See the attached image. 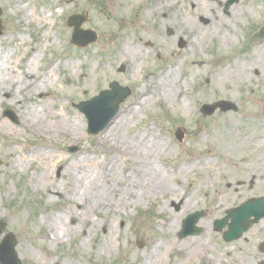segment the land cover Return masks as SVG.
<instances>
[{"label": "rangeland", "instance_id": "374dc122", "mask_svg": "<svg viewBox=\"0 0 264 264\" xmlns=\"http://www.w3.org/2000/svg\"><path fill=\"white\" fill-rule=\"evenodd\" d=\"M18 1H23V5H27L28 12L29 4L30 8H34L39 15L45 13L47 19L41 22L34 19L35 25L26 23L24 20L19 22L18 12L13 6ZM205 1L216 7L223 21L229 23V28L236 29V32L232 43L223 49V53H217L216 50L220 43L219 38L200 41L202 45L201 59L204 64L200 67L193 64V76L190 75V72L182 73L188 69L189 60L178 63V65L181 64L180 67L184 65V70L180 69L182 75H180L181 82L179 83H181L183 90L189 94V113L181 116L179 110L168 107L160 95L149 103L143 112L130 116L134 114L132 112L133 105L137 102L140 93L150 90L152 84L147 81L159 74L163 68H166L174 55L180 57L181 50L186 46L181 47L179 41L186 39V32L178 31L174 26H164L161 22L162 18L157 14L142 17L143 10L148 3L147 0H140L135 4L128 3L127 5H124L120 0H0V24L3 29L0 35V50H10L11 56L8 63L10 67L15 68L23 62L25 60L23 56L30 57V47L36 45L35 33L48 31V36L43 42L46 43L48 40L51 45L46 47L47 49L41 58L38 57L36 63L38 67L34 69V73H39V69L42 70L54 63H59L58 69H54L55 67L52 69V77L56 79L58 76L56 88L66 86L73 93L74 91L77 92L78 81H82L84 75L80 76L79 73V76L76 75L66 64H69L70 61L76 64L78 62L84 63L85 65H81L80 69L83 72H87V70L90 72L97 66L101 72L98 75L100 76L99 80H104V84L92 97L102 90H109L108 84L112 81L130 89L129 95L119 103L117 113L127 111L124 114H129L127 122L129 127L123 136H120V138H124L121 144L128 149L129 155H131L133 144L140 149L141 155L145 159L148 149L145 146L147 141L136 142L142 134H145V139L150 133L159 134V137H163L164 142L171 149L170 154L165 152L169 148L161 150L158 158H160V165L167 171L172 192L167 195L163 194L157 199L152 198L144 201L140 207L133 210L120 209L116 213L108 211L104 212L103 215L99 214L92 217L99 223L98 229L90 235L91 239L86 251L84 249L75 251V245L81 244L83 235L72 236L68 233L64 237L61 235L59 243H51L47 227L41 224L42 216L48 212L57 213L63 217L67 215L64 208L67 207L68 201L64 197L58 198L57 195L52 201H47L46 189L36 185L30 179L31 174L36 173L35 170L39 164L32 161L24 167V170L21 167H14L11 170L9 168L11 155H8L11 152L4 146L10 145L12 153L18 154V158H25L24 152L29 147L48 148L50 151L58 153L55 160L48 162V168L45 170L50 174L49 180L61 182L65 180V177L61 175L62 166L66 164V162H62L65 157L71 159L74 156H79L83 148L92 147L93 140L106 127L99 133L91 134L88 132L87 119L77 105L92 97L78 98L75 99L71 107L74 113H78L77 116L82 119L84 129L81 130L80 135H83L81 137L83 140L81 138L80 140L69 139L60 134L48 142L40 138L36 131L33 138L25 139L24 143L18 142L16 144L14 143L16 135L24 137L19 133L23 130L19 128V110L17 104H11L6 94H3L1 96L3 100L0 102V122L7 120L10 127L6 131L0 129V221L5 222V229L0 234V239L6 233L14 236L16 239L14 250H16L21 264H32V258H36L35 260L42 264L136 263L140 260L141 255L147 252L146 249L153 238L163 242L166 246L161 264H172L180 258V254L174 250H168L170 244H180L190 237L204 238L210 248L207 250L214 261L209 263L197 258L188 264H260V261L264 259V253L261 254L256 249L257 244L264 240V218L251 225L240 238L229 242L224 241L222 237V233L227 229L226 226L219 232L213 230L214 221L223 218L226 215V210L238 206L251 197L264 195V173H262L260 184L252 182L250 176L243 177L241 175V170L243 171L251 165V162L248 161L252 156L242 146L233 151L229 144L231 143L230 137L227 135L228 133H230L229 135L233 133L242 135L245 130L249 132L259 130V132L264 133V71L259 72L257 68L250 72L246 77V85L244 87L236 86L232 90L231 96L217 93L208 97L209 91L214 90V85L206 77V75L215 76L217 67L221 62H227L236 53L246 56L245 54L253 50V46L258 47L260 51L263 50V47L261 48L262 40L258 39L256 34L264 25V0H237L227 13L224 12V5L227 0ZM74 13L83 14L87 17L82 27L91 28L96 32L97 37L94 43L82 48L71 43L72 27H69L66 21ZM215 15L212 13L209 17L203 16L199 18L197 24L200 25V28L205 29L204 27L207 26L208 29L205 30H212L216 23ZM168 29L172 31V34H168ZM20 35L25 36L26 41L24 43L21 42ZM175 36L178 37L175 44L173 43L171 47L161 50L162 40L170 44ZM127 39L131 46L141 49V54L135 59V64L137 67L142 64L143 66L140 69L137 68L134 75H131L132 64L125 60L119 62L115 55L116 49L118 50V42ZM40 51L37 50L36 53H32L40 56ZM261 57L264 58L263 54ZM65 78H69V83L64 82ZM92 85L97 84L94 81ZM198 92H202L206 96H196ZM42 97L44 96L33 95L32 100H40ZM19 98L22 96L19 95ZM219 98L231 101L235 104L236 109L228 112L216 110L210 116L201 114L199 111L200 104L217 102ZM183 99L185 100V95L181 96V100ZM51 101L49 99L45 102L46 107L51 106ZM65 103H68V100L62 99L60 105L64 106ZM60 110L61 113L65 112L64 109ZM12 112L16 114V122L11 117ZM177 127H181L184 131L181 142H178L174 137ZM216 133L217 135L214 137ZM214 139L219 142H215ZM70 147H77V150L72 151ZM221 149L222 151L225 149L229 156L221 155ZM102 152L104 151L101 150L88 155L96 156L95 159H90V163L92 164L94 163L92 160H96L95 172L99 176L103 174L102 167L108 170L106 162L102 163L104 156ZM210 153H213L212 156L220 157L211 158L214 162L212 164L221 171L226 172L228 170L229 173L220 172L211 185L195 193L193 199L196 206L182 214L183 204L179 196L181 193L192 194L194 187L191 186V183L198 180V177L208 169L209 164L205 163L206 166L204 161ZM240 156H242L241 160ZM187 159L193 160V164H196L195 168L187 176L178 179L170 178V175L176 174V168L187 162ZM119 169L118 171L122 172L121 167ZM235 169L238 170L236 175L229 171ZM124 171L128 170L124 169ZM256 185H260L258 189ZM231 186L233 189L235 188L231 194L238 190L242 195L234 198L236 200L223 212H217V209H213L215 206L213 197L219 192H226ZM63 191H66V188ZM116 198V195L110 197L112 200H116ZM158 202L165 207V212L162 214L156 209ZM200 209L204 211V214L197 221V226L203 228L202 231L197 235H188L180 239L178 234L182 229L181 220L188 214ZM75 210H79V208L75 206ZM212 210L214 211L212 212ZM214 212L217 213L218 218L214 216ZM169 216L177 217L178 227L173 233L163 235L159 225L161 222H167ZM69 226L72 229V224ZM117 236L120 238L116 240ZM108 237L112 241V253L103 255V253L98 252L96 257L92 251L93 239H108ZM219 250L223 252L218 259ZM26 254L32 258L28 259Z\"/></svg>", "mask_w": 264, "mask_h": 264}, {"label": "bare ground", "instance_id": "6f19581e", "mask_svg": "<svg viewBox=\"0 0 264 264\" xmlns=\"http://www.w3.org/2000/svg\"><path fill=\"white\" fill-rule=\"evenodd\" d=\"M120 1H122L124 5H127L128 3L135 4L140 0ZM147 2L142 17L157 14L162 18L161 22L164 26H174L178 31L186 32V47L181 50L182 53L180 57L174 55L166 68H163L159 74L151 77L147 81L149 84H152L150 90H147L145 93H140L139 99L133 105L134 108L132 112H134V114L130 116L143 112L145 108H147V105L160 95L161 99L167 103L168 107H171L173 110H179L180 115L185 116V114L189 113V94L186 90H183L181 83H179L181 82L180 75H182L180 69L184 70V65L180 67L181 64L178 65V63H183V60H189L188 69H185L182 73L190 72V75L193 76V64L199 67L204 64L201 59L202 45L200 41L204 42L209 38H219L220 43L216 50L217 53H223V49L227 48V46L232 43L233 38H235L236 29H230V24L223 21L216 7L205 0H147ZM60 3L63 2L60 1ZM13 6L16 12H18L19 22L24 20L26 23L28 22L35 25L34 19H38L40 22L47 19L45 13L39 15L34 8H30L29 4L28 12L27 5H23V1H18ZM50 8H52V6H50ZM212 13L216 14L214 16L216 23L213 25V29L205 30L208 29L207 26L204 27L205 29L200 28V25L197 24L199 18L203 16L209 17ZM38 33L39 34L35 33L34 36L36 38V45L31 46L30 52L28 51L30 57L23 56L25 60L19 63L15 68L10 67L8 64L10 61L9 57L11 56V53H9L10 50H0V102L3 100L1 96L6 94L11 104H17L19 110V128L23 129L19 133L24 135V137L16 135L14 143H24L25 139L33 138V136H35L33 134L36 131L38 132V136L40 135V138L48 142L52 141L60 134L69 139L80 140V138L83 137V135H80V132L84 129V125L82 124V119L77 116L78 113H74L71 106L75 99L89 98L104 84V80H99L100 76L98 75H100L101 72L96 66L94 70H90V72L87 70V74V72L80 70L81 65L84 63L78 62L76 64L70 61L69 64L66 65L69 66L76 75H78V73L80 76L84 75L83 80L78 81V89L76 88L77 92L74 91L71 93L66 86H58L56 88L58 76L56 79L52 77V69L54 67V69H58L59 63H54L50 67L47 66L45 69H39V73H34V69L38 67L36 65L38 57L41 58L47 49L46 47L51 45V43H48V40L46 43L43 42L48 36V31ZM19 37L22 43L26 41L25 36L20 35ZM177 38L178 37L175 36L170 44L162 40L161 50L171 47L173 43L175 44ZM118 43V50L116 49L115 53L116 58L119 62L124 60L129 61V64H132L131 75H134L136 69H140L143 66L142 64L140 67H137L135 64V59L141 54V49L139 50L131 46L128 39ZM262 43V51H260L258 47L253 46V50L245 54L246 56H241L239 53H236L231 56L227 62H221L217 67L215 76L206 75V77L210 79L211 84L214 85V90L209 91L208 97L216 95L217 93L231 96L232 90H234L236 86L244 87L246 85V77L250 72H253L257 68L259 72L264 71V58L261 57V54L264 56V42ZM37 50H41L40 56L34 55ZM76 66L78 68H75ZM94 81L95 84H97L95 86L92 85ZM64 82L69 83V78H65ZM19 95H21L22 98H19ZM33 95H43L44 97H42V99L40 98V100L33 101ZM184 95L185 100H181V96ZM196 96L201 97L206 95H203L202 92H198ZM49 99L52 100L51 106L46 107L45 102L49 101ZM62 99L68 100V103H65L64 106L60 105ZM113 103H117V100H113L112 104ZM60 109H64L65 112L61 113ZM128 118L129 114H120L97 136L96 139L93 140L92 147L83 148L79 156H74L71 159L65 157L62 162H66V164L64 166L61 165V175L65 177V180L61 182L49 180L48 177L50 174L45 170L48 168V162L50 163L55 160L58 157V153L50 151L48 148L29 147L24 152L25 158H18V154L12 153L10 145L6 144V146H4L11 152L8 154L11 155L9 163V168L11 170L14 167H21L24 170V167L32 161L39 164L35 170L36 173L31 174L32 176L30 179L36 185L38 184L40 187L46 189L45 195L47 201H52L55 195H57L58 198L64 197L68 201L67 207L64 208L67 213V215H65L66 218L65 216L63 217L57 213L51 212L42 216L41 224L47 227V231L51 236V243H59L60 237H62L61 235L64 237L67 236L68 233L72 236L83 235L81 244L77 243L75 245V251H81L82 249L86 251L91 239L90 235H92L99 226V223L92 217L98 216L99 214L103 215L104 212L108 211H114L116 213L120 209L126 211L133 210L140 207L144 201L152 198L157 199L163 194L167 195L172 192V185L168 180L167 171L160 165V158H158V154L161 150L169 148L168 144L164 142L163 137H159V134L150 133L147 135L146 139L144 137L145 134H142L138 137L136 142L140 143V140H143V142L147 141L145 146L148 148V152L146 151L147 154L145 155V159L144 156L141 155L142 152L140 149L136 147V145L133 146V144L131 146V155H129L128 149L121 144L124 138H120L128 129L127 127H129V124H127ZM9 127L10 124L7 120H2L0 122L1 130L6 131ZM229 134L230 133L227 134L231 140L229 144L233 151L235 148L242 146L245 148V151L252 156L248 161L251 162V165L243 169V171L241 170V175H243V177L250 176L249 178L252 182L260 184L263 176L262 173H264V133L259 132V130L250 132L245 130L242 132V135H240V133ZM216 135L217 133L214 137H216ZM199 139L204 140L201 138ZM210 141L213 142L212 139H210ZM101 150L104 151L102 152L104 155L102 163L106 162L108 170L104 169L101 165L103 174L99 176L97 172H95L97 167L96 160H92L94 163H90V159H95L96 156L88 155L90 153L100 152ZM167 150L168 151L165 150V152L170 154L171 149L169 148ZM220 153L221 155L229 156V153L225 149H223V151L221 149ZM212 155L213 153H210L204 161V164H209L208 169L204 174L198 177V180L191 183V186L194 187L192 194H180L179 199L183 204L181 209L182 214L196 206L193 199L195 198V193L211 185L220 172L224 174L229 173L228 170H226V172L221 171L212 164L214 162L211 158H220ZM241 159L242 156H240V160ZM214 161L216 162V160ZM195 165L196 164H193L191 160L187 159V162L182 163L176 168V174L170 175V178L178 179L179 177L187 176L195 168ZM119 167H121L122 172L118 171L120 170ZM124 169L128 171L123 172ZM229 171L235 174L238 170ZM259 186L260 185H256V188L258 189ZM64 188H66V191H63ZM234 189L231 186L226 192L217 193L216 197H214L215 206L213 209H217V212H223L226 207L231 206L236 200H234V198L242 195L238 190L231 194V191ZM115 195L117 196L116 200L110 199V197H114ZM75 206H77L79 210H75ZM156 209L160 214L165 212V207L160 202L157 203ZM213 211L214 210H212V212ZM214 216L218 218L216 212H214ZM69 224H72V229ZM159 226L163 235L173 233L178 227L177 217L169 216V220L167 222H161ZM118 238H120V236H117L116 240ZM93 240L92 251L96 257L98 252L103 253V255L112 253L111 238ZM169 249L182 253L180 258L172 264H188L190 261H195L197 258L209 263L214 261L207 250L210 248L202 237H190L187 241H183L180 244H170L168 250ZM165 250V244L154 238L150 242L147 252L141 255L140 260L130 264H161ZM222 252L223 251L219 250L218 259ZM26 256L28 259L32 258L27 254ZM35 259L32 258V264H42Z\"/></svg>", "mask_w": 264, "mask_h": 264}, {"label": "water", "instance_id": "95a60500", "mask_svg": "<svg viewBox=\"0 0 264 264\" xmlns=\"http://www.w3.org/2000/svg\"><path fill=\"white\" fill-rule=\"evenodd\" d=\"M236 0H228L225 6L227 9L233 2ZM83 20H79L78 18H74V26L75 31L73 34V43L75 45L84 46L89 42L93 41L94 38L88 36L87 38H83L80 35L79 27L80 23ZM1 28V27H0ZM259 36L264 38V27L259 32ZM110 88H112V92H102L100 96L94 98L89 102L83 103V110L87 113L88 119L90 123H93L95 127L90 129L91 133H96L101 128H104L107 122L113 117L117 111V103L122 100L126 95L127 91L124 88H121L117 85V83H110ZM113 100H117V103H113ZM217 107H220L221 110L225 111L228 109H235V107L229 103L221 101L219 103L213 105H204L202 107V111L206 114L212 113ZM250 215H253L255 219L253 221H247L246 218ZM264 216V198L250 200L247 203L243 204L239 209L233 213V223L231 224L230 235L227 236L229 239L237 238L241 234V229H246L247 223L248 225L252 222L257 221L260 217ZM242 221V222H240ZM247 222V223H246ZM1 224V223H0ZM0 233L2 231V225H0ZM4 241L0 245V263L1 264H20L19 260H17L15 247V240L13 236L8 235Z\"/></svg>", "mask_w": 264, "mask_h": 264}]
</instances>
